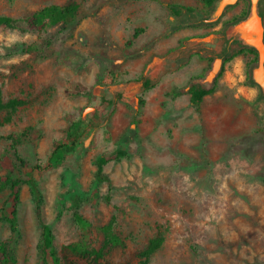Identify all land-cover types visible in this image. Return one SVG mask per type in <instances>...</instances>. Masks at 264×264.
Wrapping results in <instances>:
<instances>
[{
	"label": "rangeland",
	"instance_id": "obj_1",
	"mask_svg": "<svg viewBox=\"0 0 264 264\" xmlns=\"http://www.w3.org/2000/svg\"><path fill=\"white\" fill-rule=\"evenodd\" d=\"M253 11L260 31L240 28ZM0 16V133L27 162L14 226L0 190L14 264H44L43 224L58 264H145L155 239L147 264H264V0H0ZM194 86L212 89L199 110Z\"/></svg>",
	"mask_w": 264,
	"mask_h": 264
},
{
	"label": "trees",
	"instance_id": "obj_2",
	"mask_svg": "<svg viewBox=\"0 0 264 264\" xmlns=\"http://www.w3.org/2000/svg\"><path fill=\"white\" fill-rule=\"evenodd\" d=\"M207 3L213 2V0H205ZM77 6L75 3H71L67 6H46L42 8L37 15L39 18L51 17L53 22H58L69 14H73L75 12ZM6 24L8 26H12V19L6 16H0V25ZM152 85H150L149 81H144L143 83V94L148 92ZM212 92V89L208 88H200L198 86H194L191 89V102L193 106L199 110L200 104L205 95ZM143 103V100H142ZM0 121V126H1ZM6 138L9 141L8 150L2 155L0 160V166L4 171L0 176V190L6 189L8 191L7 200L11 207V216L9 217V221L14 226L13 217L17 215L19 208V199H20V190L23 179V169L27 167L26 159L20 152L19 145L22 142V135L13 134L9 136H2L0 133V139ZM111 160V157L104 156L99 160V169L102 170L103 166ZM39 210V209H38ZM162 239H155L151 242L149 248L144 252V256L147 259L153 254L157 248L159 247ZM41 254L42 260L44 264H58L59 258L57 256L56 250L53 245V232L51 228L43 224L42 225V244H41ZM68 264H73L72 261H67ZM0 264H14V261L8 257L7 250L4 246L0 245Z\"/></svg>",
	"mask_w": 264,
	"mask_h": 264
},
{
	"label": "water",
	"instance_id": "obj_3",
	"mask_svg": "<svg viewBox=\"0 0 264 264\" xmlns=\"http://www.w3.org/2000/svg\"><path fill=\"white\" fill-rule=\"evenodd\" d=\"M253 12L254 13L251 14V16L246 21H244V22H247V24L240 25V28H246V27L247 28H253L254 27L253 29L255 32H257L258 29L260 31V26L258 27V29L256 27L257 26L256 21L260 22V19L258 17V14L256 13V11H253ZM260 61H261L260 68L263 69L264 68V66H263V62H264V51H263V49L261 50V53H260Z\"/></svg>",
	"mask_w": 264,
	"mask_h": 264
}]
</instances>
